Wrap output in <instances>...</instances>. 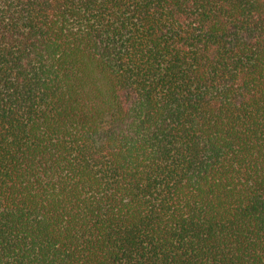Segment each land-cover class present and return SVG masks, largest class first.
I'll use <instances>...</instances> for the list:
<instances>
[{
	"label": "trees",
	"instance_id": "trees-1",
	"mask_svg": "<svg viewBox=\"0 0 264 264\" xmlns=\"http://www.w3.org/2000/svg\"><path fill=\"white\" fill-rule=\"evenodd\" d=\"M0 264H264V0H0Z\"/></svg>",
	"mask_w": 264,
	"mask_h": 264
}]
</instances>
